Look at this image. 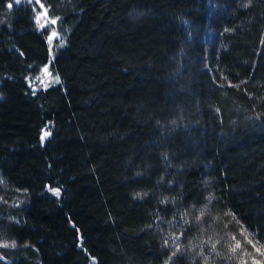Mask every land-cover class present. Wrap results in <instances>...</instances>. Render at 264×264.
Segmentation results:
<instances>
[{"label": "trees", "instance_id": "trees-1", "mask_svg": "<svg viewBox=\"0 0 264 264\" xmlns=\"http://www.w3.org/2000/svg\"><path fill=\"white\" fill-rule=\"evenodd\" d=\"M0 264H264V0H0Z\"/></svg>", "mask_w": 264, "mask_h": 264}, {"label": "snow or ice", "instance_id": "snow-or-ice-1", "mask_svg": "<svg viewBox=\"0 0 264 264\" xmlns=\"http://www.w3.org/2000/svg\"><path fill=\"white\" fill-rule=\"evenodd\" d=\"M16 2L17 3H19V0H16ZM36 2L37 3H39V0H36ZM9 7H11V5H9ZM41 7H43V5H41ZM39 15H38V17H37V19L39 20ZM52 23H56V21L55 20H53L52 21ZM41 26H43V25H41ZM53 35H55V33L53 34ZM46 135H48V133H45V136ZM250 243H251V241H249ZM4 247H7L8 245H3ZM240 246V244H239V242H237V244H236V247H234L233 249H232V251L234 252L235 250H236V248H238ZM215 246L213 245V248H214ZM257 251H260V249H257Z\"/></svg>", "mask_w": 264, "mask_h": 264}, {"label": "rangeland", "instance_id": "rangeland-1", "mask_svg": "<svg viewBox=\"0 0 264 264\" xmlns=\"http://www.w3.org/2000/svg\"><path fill=\"white\" fill-rule=\"evenodd\" d=\"M20 1V0H19Z\"/></svg>", "mask_w": 264, "mask_h": 264}]
</instances>
